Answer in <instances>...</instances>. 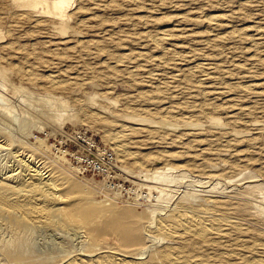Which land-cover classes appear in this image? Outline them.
Listing matches in <instances>:
<instances>
[{"label": "rangeland", "instance_id": "374dc122", "mask_svg": "<svg viewBox=\"0 0 264 264\" xmlns=\"http://www.w3.org/2000/svg\"><path fill=\"white\" fill-rule=\"evenodd\" d=\"M29 4L0 0V181L50 175L74 211L30 226L0 214V264L105 251L119 244L96 229L113 210L153 223L183 206L234 223L198 259L264 258V0H76L66 35ZM54 76L67 86L52 87ZM124 124L139 161L111 139ZM83 133L114 154L110 172L69 155ZM146 241L158 264L174 245Z\"/></svg>", "mask_w": 264, "mask_h": 264}, {"label": "bare ground", "instance_id": "6f19581e", "mask_svg": "<svg viewBox=\"0 0 264 264\" xmlns=\"http://www.w3.org/2000/svg\"><path fill=\"white\" fill-rule=\"evenodd\" d=\"M28 1L30 6L39 11L37 20H41L43 17H50L57 21H62L58 27L60 31L64 34L69 31L71 28L69 22L72 19V10L75 7L76 0ZM215 20L218 21L219 19ZM171 34L170 31L165 30V34L156 36L155 41L163 45L165 41L169 40L167 35ZM170 49L167 50L165 48L166 53H173L172 51L170 52ZM137 71L139 69L132 70L129 73L135 75ZM22 72L29 76L32 73L29 70H22ZM50 79L51 86L54 88H65L67 86V81L59 78V76H54ZM217 119L213 118L216 121ZM214 124H218V121L214 122ZM125 125H121V130H117L111 139L115 140L119 148L118 151H120L123 158L139 161L140 158L129 149V145L126 142L127 131L129 133L134 128L131 129V127ZM257 125H261V123L257 122ZM39 140L43 141V139ZM25 150L27 151L28 149L23 151ZM27 152H30V150ZM49 176L35 179L30 175L28 180L20 184H10L7 178L2 179L0 181V214L10 223L20 222L29 224V226L30 224L46 225L66 219L67 215L74 211L73 204L63 194V188L59 184L53 183ZM155 178L161 177L156 173ZM113 211L111 215L105 218L103 225L96 229V237L98 238L99 234L108 233L114 240H117L119 245L112 244L113 247L111 249L100 252L90 249L82 253H76L66 258L61 264H158L154 261L155 256H150L151 258L146 260L142 250L147 244L146 237L150 234L157 235L166 241L174 242V245H169L170 249L168 251L159 253L162 264H212L210 259L204 258L202 260L197 258L196 253L200 247L199 245L209 243L215 240V237H225L228 234L226 225L234 224L230 222L229 217L216 214L214 207L194 209L191 206H183L167 215L156 216L153 223L142 221L141 218L139 219L132 212H122L121 214V212L116 210ZM146 217L148 218V216ZM235 227L241 229L239 225H235ZM245 263L264 264V258L246 257Z\"/></svg>", "mask_w": 264, "mask_h": 264}, {"label": "built area", "instance_id": "2783aa9c", "mask_svg": "<svg viewBox=\"0 0 264 264\" xmlns=\"http://www.w3.org/2000/svg\"><path fill=\"white\" fill-rule=\"evenodd\" d=\"M70 141L75 150L68 153L81 166L101 173L111 171L116 160L114 154L102 147L96 138L83 133L73 136Z\"/></svg>", "mask_w": 264, "mask_h": 264}]
</instances>
